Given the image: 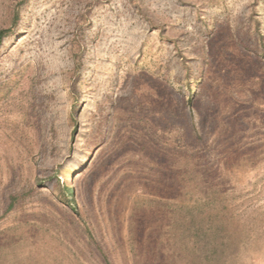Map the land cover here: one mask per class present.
Here are the masks:
<instances>
[{
  "label": "rangeland",
  "instance_id": "374dc122",
  "mask_svg": "<svg viewBox=\"0 0 264 264\" xmlns=\"http://www.w3.org/2000/svg\"><path fill=\"white\" fill-rule=\"evenodd\" d=\"M5 28L0 264H264V0H0Z\"/></svg>",
  "mask_w": 264,
  "mask_h": 264
},
{
  "label": "trees",
  "instance_id": "16d2710c",
  "mask_svg": "<svg viewBox=\"0 0 264 264\" xmlns=\"http://www.w3.org/2000/svg\"><path fill=\"white\" fill-rule=\"evenodd\" d=\"M10 33H11L10 28L1 29V30H0V43H1V42L3 41V39H4L5 37H7ZM65 186H67V185H65ZM66 191H67V194H68L69 196L73 194V191H71V190L69 189V187L66 188ZM10 207H12V204H11ZM209 229H210V228H209Z\"/></svg>",
  "mask_w": 264,
  "mask_h": 264
}]
</instances>
